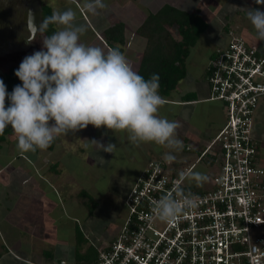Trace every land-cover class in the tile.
<instances>
[{
	"label": "built area",
	"instance_id": "built-area-1",
	"mask_svg": "<svg viewBox=\"0 0 264 264\" xmlns=\"http://www.w3.org/2000/svg\"><path fill=\"white\" fill-rule=\"evenodd\" d=\"M207 68L209 100L220 101L225 123L197 161L215 156L210 189L186 182L189 170L165 158L150 160L126 197L128 213L95 262L60 258L53 264H264V167L253 136L264 99V56L234 31ZM188 171V172H187ZM183 174V175H182ZM179 186L195 207L171 223L153 218V205Z\"/></svg>",
	"mask_w": 264,
	"mask_h": 264
},
{
	"label": "crops",
	"instance_id": "crops-1",
	"mask_svg": "<svg viewBox=\"0 0 264 264\" xmlns=\"http://www.w3.org/2000/svg\"><path fill=\"white\" fill-rule=\"evenodd\" d=\"M73 1L84 17H90V14L86 13L85 7L78 4L76 0ZM52 3L54 4L53 1ZM109 3L112 6L110 9L108 6V11L117 13L121 8V14L117 15L108 25H102L101 21L94 16L95 22L87 23L90 32L81 37V42L90 45L88 40L91 37L94 42H91L90 46H98L105 51L112 49L104 39L103 33L112 24L118 21L124 22L126 24V43L123 46V54L134 70L138 67L141 54L146 48L147 39L143 36H141L142 38L138 35L134 38L132 36L136 33L139 34L138 27L150 13L158 11L165 4H171L189 12L199 10L208 22V28L201 37L207 36L211 44L210 47H206V51H203L200 38V43L198 41L191 48L186 58V76L178 83L169 97L161 95L164 104L168 107L170 105L176 107V113L170 112V117L174 116L178 119L180 113L185 111L195 119L197 127L189 125L197 137L198 145L188 143L189 134H180L184 142L183 153L186 154L185 145L188 148L190 146L191 151H202L205 148L203 140L206 139L209 144L225 123L223 104L220 101L209 100L210 86L206 81V71L211 56L216 50L228 45L230 31H234L248 44L257 47L260 54L264 56V41H256L252 25L247 19L249 8H259L264 11V4H257L255 0H206V4L199 0H109ZM46 5L50 6L51 4L46 3ZM143 11L146 13L149 11L148 15L144 14L142 17ZM140 14L143 19L139 17ZM100 15L98 18H106L104 13ZM175 31L177 32L176 29ZM174 34L179 36L178 32L177 34L174 32ZM13 134L14 132L10 135ZM10 135L1 143L0 147V264H53L57 259L68 258L61 255L62 248L60 246V243L66 240L68 227L70 229L69 238L74 246V249L71 250L73 256L79 258L91 253L94 246L91 245L89 239L78 247L77 238L79 231L85 235L84 230L86 232L91 230L90 223L96 215L95 212L99 204V194L94 188L98 184V178L102 172L97 173L96 169H94L96 174L92 169L91 172L87 171L86 174L90 173L88 174L90 181L85 184L73 167L69 169L61 161V158L66 152L74 151L76 146L71 139L66 141L64 134L56 137L55 143L46 150L37 149L33 153L15 152L14 155L8 154L4 150L6 143L10 141L8 139ZM253 136L259 142V163L264 167V99L255 114ZM5 153L7 157L2 156ZM3 158L6 161H3ZM14 163L16 166L12 168ZM146 165L142 167L141 164L135 173V182ZM64 171H67V174ZM50 189L54 192L52 199L47 197ZM55 189L60 191V195L66 193L65 198L78 193L80 198H76L73 203L81 201L82 204H87L86 208L78 207V212L73 208L70 210L64 200L61 203L60 199L56 197ZM83 191L86 192L85 195H83ZM25 198L30 201L26 202L28 208L26 217L22 215L23 206L21 205ZM84 198L90 203H87ZM31 203L41 206L38 209L37 206L32 209L30 208ZM90 207H92L91 210H89ZM65 208L70 212L69 215ZM60 219L66 224H69L66 222L67 220L73 221L75 224H77V220H80L83 222L84 228L82 229L80 225L74 227L75 224L72 227L66 226L60 223ZM62 230L65 239L63 235L61 238ZM117 233L113 232L110 240L101 244L97 238L96 242L99 246L96 252L99 253V249L106 247L117 236ZM40 243L43 244L41 247H39Z\"/></svg>",
	"mask_w": 264,
	"mask_h": 264
},
{
	"label": "clouds",
	"instance_id": "clouds-1",
	"mask_svg": "<svg viewBox=\"0 0 264 264\" xmlns=\"http://www.w3.org/2000/svg\"><path fill=\"white\" fill-rule=\"evenodd\" d=\"M255 2L264 4V0ZM84 7L97 15L107 5L104 0H86ZM247 19L256 41H264V11L249 8ZM50 25L58 26V30L46 35ZM27 29L31 34L28 43L39 33L41 50L23 58L15 70L22 84L11 92L0 79V135L10 126L18 150H46L56 137L75 133L89 124L127 132L134 145L154 143L171 150L182 149V141L176 135L180 124L158 115L164 103L158 91V75L145 79L119 49L105 51L82 43L87 28L77 23L75 10L53 11L39 27L29 15ZM6 100L10 102L8 106ZM92 143L109 153L116 148L112 143ZM164 158L166 162L175 160L171 152ZM186 178L198 186L208 179L197 171L188 173ZM196 204L192 194H185L177 186L174 194L163 195L153 205V218L171 223Z\"/></svg>",
	"mask_w": 264,
	"mask_h": 264
},
{
	"label": "rangeland",
	"instance_id": "rangeland-1",
	"mask_svg": "<svg viewBox=\"0 0 264 264\" xmlns=\"http://www.w3.org/2000/svg\"><path fill=\"white\" fill-rule=\"evenodd\" d=\"M54 2V4L52 3ZM78 4L82 5L84 7L86 0H76ZM107 7L105 9L99 10L98 15H92L86 10V13L90 14V17H84L82 15L81 10L78 9V6H75V3L73 0H45V3H50L51 7L54 11H63L67 8H72L77 12V23L84 24L87 28L86 33L90 32L88 29V22L94 23L95 19L93 18L96 16L99 21H101L102 25H105L108 23H111L110 21H113L117 17V15L121 14V8L118 10L117 13H114L112 11H108V6L110 9V3L109 0H104ZM199 2H203L206 4V0H199ZM76 3V4H77ZM109 4V5H108ZM116 5V4H115ZM102 13L105 14L106 18H98L99 14L102 15ZM142 17L145 15H148L146 12H142ZM100 15V16H101ZM141 19V14L139 15ZM56 29L58 30V26H56ZM174 32L177 34L175 29H173ZM140 36L139 34H134V36ZM129 38V35H128ZM201 49L203 51H206V47H210V41L205 35L201 37ZM88 42L91 45V42H94L92 38L90 37ZM200 43V41H199ZM93 45V44H92ZM22 61V60H21ZM211 61V59H210ZM21 62H17L15 65H20ZM7 71V68L0 67V79L2 78V75L4 72ZM206 81H207V74H206ZM176 107L175 106H169L164 104L159 108L158 115L161 117H166L169 120L177 121L180 124V127L176 131L177 138L182 141V144L184 145V142L182 138L180 137V134L186 133L188 135V143L190 142L192 145H198L196 143L197 137H195V133L193 134V130L190 127V125H193L195 127L196 124L194 122V118H191V114L188 112L183 111L180 113L179 118H175L174 116L170 117L169 113L174 112L176 113ZM168 112V115H167ZM198 122H202L198 119H196ZM203 123V122H202ZM190 124V125H189ZM189 125V126H188ZM66 141H69L71 139L75 142V149L72 152H66L61 158V161L66 164V166L70 169L73 167L75 171L79 173V177L82 178L87 184L89 183L90 178H88V174H86L87 171H90L92 169L93 173L96 174V171L94 169L98 170L97 173L102 172V175L98 178V184L94 189H96L98 196V208L95 212V216L92 218V222L90 223L91 230H84L85 236L89 239L91 242V245H93V250H96L99 244L107 242L112 237V233L115 232V234L121 229V227L124 224V221L126 219L127 213H128V207L126 205V195L129 192V190L133 187L135 183V173L141 166L144 167L146 163L151 159H154L155 157H161L164 158L166 153L171 152L172 155L175 156V162L181 163V169L186 172V170H189V168L192 166L193 163H195V166L188 172L197 171L201 172L207 175L208 179L206 182L203 183L202 186H198L195 181H189L186 178V182L191 185L192 189L195 190H205L210 189L212 185L214 184V176L219 172V165H212L206 162V160L198 162L197 159L200 155L201 151H191L186 152V154L183 153V147L181 150H171L167 147L157 146L154 143H140L139 145L132 144L128 139V133L124 131H112L107 129L105 126H101L100 128H96L93 125L89 124L86 128L80 129L76 131L75 133L69 132L65 135ZM10 140L8 143H6V146L4 147V150L8 154L12 153V155L15 154V152H22L17 149V138L15 134L10 135L8 137ZM92 140L98 141L101 144L107 145L109 143H112L116 145V148L112 153L106 152L103 149H100L98 144H93ZM205 141V147L208 145L207 140ZM189 148H191L189 146ZM192 149V148H191ZM31 152V151H29ZM26 153V152H24ZM33 153V152H31ZM2 156L7 157L6 153ZM3 161H6L3 158ZM148 162V163H149ZM16 163L12 165V168H15ZM65 167V166H64ZM67 174V171H64ZM91 172V171H90ZM57 192L56 197L60 199L61 203L62 200H64L66 205L70 208V210L75 209L77 210L78 207H84L86 208V205L82 204L81 201H77L76 203H73V201H76V198H80L79 194L75 193L72 195V197H66V193H63L60 195V191L55 189ZM69 190V189H68ZM54 192L50 189L48 193V198L52 199ZM83 198V197H82ZM91 198V197H89ZM85 199V198H84ZM87 199H85L86 201ZM58 201V200H57ZM26 202H30L28 199H24L22 202L23 211L22 215L26 217ZM87 202V201H86ZM59 203V202H58ZM60 203V204H61ZM90 203V202H87ZM37 209L41 206L37 203L30 204V208L33 209V207ZM88 208V206H87ZM61 210H63L61 208ZM66 210V208H65ZM67 214L69 215L68 209L66 210ZM79 210H77L78 212ZM69 224H66L63 222L62 219H60L61 224H65L66 226H71L75 224L73 221H66ZM76 222V220H75ZM83 222H80V220H77V224L74 225H80L82 226ZM70 231L69 227L67 229V237L66 240L60 243V246L62 248V256L68 257L69 259H74L75 256H73V253H71V250L74 249V246H72L69 234ZM65 233V234H66ZM117 233V234H118ZM62 235L65 239V235L63 234V230L61 232V238ZM97 238L99 239V244L96 242ZM43 244L40 243L39 247H41ZM93 253V254H92ZM96 252H91V255H95ZM69 255V256H68ZM95 257V256H94ZM80 258V257H79Z\"/></svg>",
	"mask_w": 264,
	"mask_h": 264
},
{
	"label": "trees",
	"instance_id": "trees-1",
	"mask_svg": "<svg viewBox=\"0 0 264 264\" xmlns=\"http://www.w3.org/2000/svg\"><path fill=\"white\" fill-rule=\"evenodd\" d=\"M53 11L50 6L45 5L44 17L50 16ZM207 28L208 22L203 18L199 10L189 12L171 4L163 5L158 11L150 13L137 29V32L147 39V45L141 54L135 71L145 79H149L152 74H157L159 77V94L169 97L171 92L176 89L178 83L186 76V58L191 48L198 43ZM173 29L177 30L178 37L174 34ZM55 30H57L56 26L50 25L46 35H50ZM103 37L112 48L119 49L123 53V46L126 43V24L121 21L112 24L104 31ZM18 67L17 65L12 66L2 75L1 79L6 84L8 92H11L17 84H22L15 75V70ZM9 103L6 100V106ZM12 133L13 130L10 126L5 129L4 134L0 135V147L1 143ZM56 140L57 138L52 144ZM184 151L189 152L191 150L185 145ZM214 160L215 156L206 157V162L209 164H213ZM85 194L86 192L83 191V195ZM91 209L92 207L89 210ZM87 239L79 231L77 238L78 247L85 243ZM93 251L96 252L92 248ZM97 259V252L95 255L88 253L80 258H74V260L87 263L95 262Z\"/></svg>",
	"mask_w": 264,
	"mask_h": 264
},
{
	"label": "flooded vegetation",
	"instance_id": "flooded-vegetation-1",
	"mask_svg": "<svg viewBox=\"0 0 264 264\" xmlns=\"http://www.w3.org/2000/svg\"><path fill=\"white\" fill-rule=\"evenodd\" d=\"M39 1L43 8V20L46 3L45 0ZM35 9L34 0H0V67L7 68V71L25 56L42 48L39 33L28 43L31 34L27 29V20Z\"/></svg>",
	"mask_w": 264,
	"mask_h": 264
},
{
	"label": "water",
	"instance_id": "water-1",
	"mask_svg": "<svg viewBox=\"0 0 264 264\" xmlns=\"http://www.w3.org/2000/svg\"><path fill=\"white\" fill-rule=\"evenodd\" d=\"M34 3L36 5V9L32 11V16L34 17V23L37 27H39L40 23L42 22V4L39 0H34Z\"/></svg>",
	"mask_w": 264,
	"mask_h": 264
}]
</instances>
